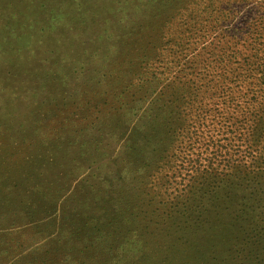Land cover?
<instances>
[{"label": "rangeland", "instance_id": "obj_1", "mask_svg": "<svg viewBox=\"0 0 264 264\" xmlns=\"http://www.w3.org/2000/svg\"><path fill=\"white\" fill-rule=\"evenodd\" d=\"M231 82L264 94V0H0V264H264V183L179 138L244 124Z\"/></svg>", "mask_w": 264, "mask_h": 264}, {"label": "trees", "instance_id": "obj_2", "mask_svg": "<svg viewBox=\"0 0 264 264\" xmlns=\"http://www.w3.org/2000/svg\"><path fill=\"white\" fill-rule=\"evenodd\" d=\"M76 13L78 18L81 17V3L76 4ZM56 18L54 17V20ZM33 38H37L40 35H44L45 28L44 26L38 25L34 26L33 29ZM244 72H241L236 74L235 76H241ZM231 84H235L234 82H231ZM264 85V83H261ZM257 88L259 87V83L256 85ZM239 90L238 85H232L230 88V91L232 94H236ZM261 89V91H263ZM264 92V91H263ZM251 93H253L251 96H248L246 99H244V95H234V97L227 96V101L229 102L228 108H230L231 104L234 103L236 100L240 101V104H245L246 108H244L242 111L247 112L248 117L246 120H244V124L242 125V122L238 124L237 117H233L236 113L235 110H226V112L231 111L232 115L225 116L224 121V127L226 132L223 133L222 129H218V131L214 132L213 129V135L215 136H209L207 138L200 137L202 133V130L199 129V127H203L202 123H199L200 120H202V116L200 114H197L195 118H193V125L196 127V131H191L189 129V126L185 127L184 130L179 131V138H181L184 142V136L183 133L187 136L190 135V133H195L196 140H194V143H198L199 140L202 141L204 139V146L206 147L205 154L208 155L205 156V162L203 163H197L196 165H193L191 167V170L194 171H201V176L204 178V181L211 180V183H209V188L212 190L214 185L217 188H219V184L221 182H224V187L227 188L231 187L230 184L239 185V181L235 179L232 180L231 176H237L240 179H247L248 183H251L253 181H256L259 183H264V94L260 97V100H257V91L252 90ZM229 94V93H228ZM192 103H195V100L191 101ZM249 103L248 107L247 104ZM239 104L238 102L236 105ZM253 104V105H252ZM193 107V106H192ZM232 107V106H231ZM190 119V118H189ZM236 119L233 123H228L230 120ZM214 119H212L213 121ZM219 124V123H218ZM236 127V129H231L233 127ZM238 132V135H233L234 133ZM227 136L230 134V138H219L220 135ZM215 137V139H214ZM188 138L187 140H190ZM199 139V140H198ZM221 141L224 143L222 144ZM226 142V143H225ZM200 148V147H199ZM215 180H219V183H217ZM225 190V191H226ZM214 192V191H211ZM196 195V193L194 194ZM220 193H210V197H212L213 201L215 203H209L206 201V205L201 206L200 203L199 207H201L202 211L199 215H194L195 219H191L193 217L188 216L187 218L183 219L180 223L175 224L176 232L182 228L181 225H184L189 223L191 220H195L197 223H208L210 227L213 226L214 223H211L210 220L214 219L215 217H221L223 213L228 211V207L223 208V202H221L220 205L217 204L219 202V196ZM203 199V198H202ZM174 200V199H173ZM197 197L193 199L194 202H196ZM186 212V211H185ZM203 217L202 219H199L200 217ZM198 218V219H197ZM190 219V220H188ZM217 222V221H216ZM201 226V225H200ZM181 236L177 237L176 242L174 243H180ZM176 245V244H175ZM180 245V244H178ZM177 245V246H178ZM215 247L214 245L210 244L209 248ZM205 251L203 250L202 253ZM200 251H198L196 254H199ZM208 258V256H207Z\"/></svg>", "mask_w": 264, "mask_h": 264}]
</instances>
